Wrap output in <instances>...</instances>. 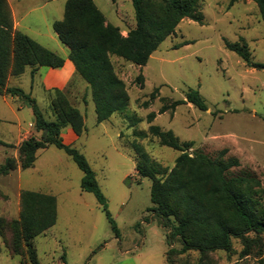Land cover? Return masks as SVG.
I'll return each instance as SVG.
<instances>
[{"label":"rangeland","instance_id":"rangeland-1","mask_svg":"<svg viewBox=\"0 0 264 264\" xmlns=\"http://www.w3.org/2000/svg\"><path fill=\"white\" fill-rule=\"evenodd\" d=\"M18 1L28 13L26 25L54 34L52 23L62 18L65 0ZM93 2L123 36L134 27L129 0ZM199 9L202 21L181 19L144 66L110 57L128 95L124 111L97 123L90 89L78 74L80 84L73 81L63 91L84 123L83 133L70 147L93 172L105 209L92 193L81 189L83 173L70 156L52 145L41 150L35 169L24 172L20 183L21 190H41L56 198L55 224L31 240L39 264H166L165 252L180 247L178 240L168 244L166 239L175 220L164 221L162 227L150 201L151 180L135 171L133 145L145 152L161 178L180 154L160 145L148 132L150 125L171 131L180 143L192 142L189 153L197 150L211 159L236 158L239 165L229 169L227 176L247 172L259 181L260 189L264 187V68L253 66H264V25L258 7L250 0H199ZM184 42L189 43L180 46ZM225 42L246 49L250 65L226 49ZM28 70L11 76L8 86L32 97L44 119L53 121L54 93L30 91ZM189 89L198 91L207 109L189 103L170 109L173 102L184 100ZM16 98L4 102L0 97V168L6 158L18 160V151L3 156L17 135L13 112L22 127L32 119L30 107ZM161 108L167 109L159 114ZM150 112L155 114L152 122L147 121ZM16 190V175L7 179L0 174V228L7 244L13 240V221L20 213ZM248 236L245 256L239 255L242 242L231 239L228 252L215 250L201 257L198 251L188 250L168 256L169 264H264V235ZM0 264L29 263L25 254L11 255L0 237Z\"/></svg>","mask_w":264,"mask_h":264},{"label":"trees","instance_id":"trees-1","mask_svg":"<svg viewBox=\"0 0 264 264\" xmlns=\"http://www.w3.org/2000/svg\"><path fill=\"white\" fill-rule=\"evenodd\" d=\"M129 1L135 25L126 36L118 27L106 22L93 0H65L62 18L52 23L58 40L68 49V59L76 73L90 89L97 123L108 120L127 107L128 95L124 83L113 70L111 56L144 66L164 39L174 32L181 19L202 21L199 0ZM250 1L257 5L264 25V0ZM225 48L250 65L246 49L229 42H225ZM62 65V57L13 30L8 4L6 0H0V95L15 96L28 105L34 128L40 132L38 139L31 136L19 144L20 168L32 167L36 151L52 145L71 157L83 173L81 189L92 193L103 205L104 198L86 160L74 148L65 145L60 137L66 126L78 136L83 133L80 111L68 103L63 91L54 89L51 103L54 120L47 121L32 97L18 87H6L8 76L21 75L27 66L31 67L32 76L39 67L59 68ZM253 66L264 68L258 64ZM182 103H189L202 111L207 109L197 90L189 89L184 100L173 102L169 108ZM166 109L161 108L159 114ZM154 118L153 112L147 115L148 122ZM148 132L158 139L160 145L180 152L173 168L161 178L149 165L145 152L138 145H133L137 154L135 171L140 177L151 180L150 201L162 227L170 218L176 222L166 239L168 244L170 240H178L180 247L165 252L166 264H169L168 256L183 255L188 250L198 251L201 257L215 250L228 252L231 239L240 240L243 249L239 255H247L248 235H264V187L260 189L259 181L247 172L227 176L229 169L239 165L236 158L211 159L197 150L189 153L186 150L192 148V142L180 143L171 131L155 125H150ZM16 167L15 159L6 158L0 174L6 175ZM19 204V217L13 221V240L8 244L5 242L2 227L0 237L11 255L25 254L29 264H39L31 240L55 224L56 199L52 195L26 190L20 192Z\"/></svg>","mask_w":264,"mask_h":264},{"label":"crops","instance_id":"crops-1","mask_svg":"<svg viewBox=\"0 0 264 264\" xmlns=\"http://www.w3.org/2000/svg\"><path fill=\"white\" fill-rule=\"evenodd\" d=\"M118 1H120V0H114L113 3H116ZM121 1H123V0H121ZM6 2L8 4L9 9H10L11 18H12V25H13L14 31H19V32L27 35L28 37H30L31 39H33L34 41L39 43L42 47L46 48L49 51L54 52L55 54H57L63 58V65L61 67H59V68L39 67L33 72L32 76L30 73L31 67H29V66L25 67L24 72H25V70L29 69L28 71L30 73V78H31L30 79L31 84L29 85L30 91L34 92L33 91L34 88L41 89L43 92H47V93L54 90V89L64 91L68 88V85L73 81L76 82V84H80L79 83V76L77 75L72 62L68 59V49L66 46H64L63 44L60 43L55 32H54V34H49L48 32H41L39 30H34V29L30 28L28 25H26L24 23L25 18H26L28 13L24 12V10L22 9V6L19 4V1L18 0H16V1L6 0ZM104 18H105L107 23H111L110 20L106 16H104ZM126 33L127 32H124V36H126ZM39 39H41L42 41H40ZM10 78H11V75H9L7 78L6 87H9L8 82H9ZM0 97H1L2 101H4V102L8 101L7 97H9L10 101L11 100L14 101L16 98L15 96H10V95H0ZM30 111H31V109H30ZM13 117L15 120V125L17 127V135H16V138L14 139V142L11 144V146L9 148H7L9 150L3 151L4 157L8 156L10 154L15 156V153L18 151V146L23 140H26L27 138H29L31 136L35 137L36 139H38L40 137L39 136L40 132H37L34 128L32 111H31V115H30V117H32V119L26 125V127L21 126L20 119L18 118L17 114L14 112H13ZM60 137L62 139V142L68 146H74L75 143L77 142L78 138H79V136L76 135L69 126H66L61 130ZM41 150H43V149H39L36 151L35 161H34L32 167L27 168V169H21L19 166L18 160H17L16 169L10 171L8 174L5 175V177L7 179L11 178L13 174L16 175V179H17L16 196H17V199L19 198V194L21 191H26V190H21V188H20L22 175L26 171H33L35 169L36 157ZM27 191L44 193L41 190H27Z\"/></svg>","mask_w":264,"mask_h":264}]
</instances>
